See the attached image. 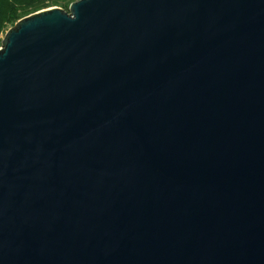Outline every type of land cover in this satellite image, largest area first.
<instances>
[{"label":"water","instance_id":"water-1","mask_svg":"<svg viewBox=\"0 0 264 264\" xmlns=\"http://www.w3.org/2000/svg\"><path fill=\"white\" fill-rule=\"evenodd\" d=\"M0 264H264V0H80L16 23Z\"/></svg>","mask_w":264,"mask_h":264},{"label":"rangeland","instance_id":"rangeland-1","mask_svg":"<svg viewBox=\"0 0 264 264\" xmlns=\"http://www.w3.org/2000/svg\"><path fill=\"white\" fill-rule=\"evenodd\" d=\"M78 1L80 0H0V49L6 33L22 19L51 8L68 12L69 7Z\"/></svg>","mask_w":264,"mask_h":264},{"label":"trees","instance_id":"trees-1","mask_svg":"<svg viewBox=\"0 0 264 264\" xmlns=\"http://www.w3.org/2000/svg\"><path fill=\"white\" fill-rule=\"evenodd\" d=\"M3 2H7V0H3ZM13 18H14V17H12V19H11V20H13Z\"/></svg>","mask_w":264,"mask_h":264}]
</instances>
